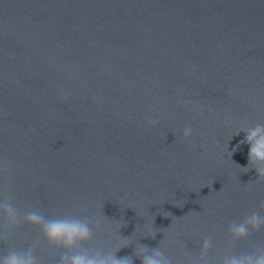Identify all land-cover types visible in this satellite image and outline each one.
Segmentation results:
<instances>
[{
    "label": "water",
    "instance_id": "1",
    "mask_svg": "<svg viewBox=\"0 0 264 264\" xmlns=\"http://www.w3.org/2000/svg\"><path fill=\"white\" fill-rule=\"evenodd\" d=\"M257 123L264 0H0V201L89 218L77 251L191 264L210 237L220 264L264 248V229L228 233L264 215V178L242 167ZM5 223L0 257L39 241V264H59L40 228Z\"/></svg>",
    "mask_w": 264,
    "mask_h": 264
},
{
    "label": "clouds",
    "instance_id": "2",
    "mask_svg": "<svg viewBox=\"0 0 264 264\" xmlns=\"http://www.w3.org/2000/svg\"><path fill=\"white\" fill-rule=\"evenodd\" d=\"M152 123H158L153 120ZM241 131L245 132V138L241 143L250 145L249 162L247 166H242L248 171L255 168L259 177L264 178V124L257 123L254 126H248ZM193 134V128L187 126L184 129V136L190 137ZM239 134V133H237ZM249 165L251 167H249ZM260 208L264 209V201ZM0 211L6 218L5 228L18 227L27 223L41 229L43 236L50 245L57 249L65 251L60 257L59 264H134L132 256L125 255L118 257L116 251H77L76 249L93 240V221L89 218H80L74 216H63L48 218L38 210H29L23 215L20 214L6 197L0 201ZM101 221H95V228H100ZM264 229V215L253 211L251 215L244 218L242 222L233 221L229 225L228 233L232 241L248 239L251 232H260ZM156 233L152 236L155 238ZM39 246V241L35 242L33 247L27 250H11L6 255L0 257V264H39L35 248ZM212 247L210 237H205L200 253L199 260L191 261V264H210L208 252ZM231 245H229L230 249ZM136 256L141 258V264H173L171 258L165 255L160 247H149L141 244ZM220 264H264V248H257L255 252L237 254H226Z\"/></svg>",
    "mask_w": 264,
    "mask_h": 264
}]
</instances>
